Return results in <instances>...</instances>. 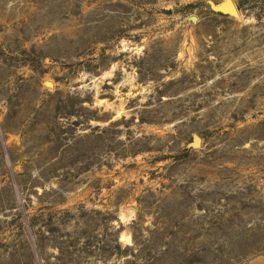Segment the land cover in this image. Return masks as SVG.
<instances>
[{
  "label": "rangeland",
  "instance_id": "rangeland-1",
  "mask_svg": "<svg viewBox=\"0 0 264 264\" xmlns=\"http://www.w3.org/2000/svg\"><path fill=\"white\" fill-rule=\"evenodd\" d=\"M226 1L0 0V264H264V0Z\"/></svg>",
  "mask_w": 264,
  "mask_h": 264
},
{
  "label": "water",
  "instance_id": "water-1",
  "mask_svg": "<svg viewBox=\"0 0 264 264\" xmlns=\"http://www.w3.org/2000/svg\"><path fill=\"white\" fill-rule=\"evenodd\" d=\"M211 8L214 12H217V13L230 14L235 17L239 16L238 9L236 8V5L234 4L232 0H227L225 3L221 5L212 4Z\"/></svg>",
  "mask_w": 264,
  "mask_h": 264
},
{
  "label": "crops",
  "instance_id": "crops-1",
  "mask_svg": "<svg viewBox=\"0 0 264 264\" xmlns=\"http://www.w3.org/2000/svg\"><path fill=\"white\" fill-rule=\"evenodd\" d=\"M253 264H258V263H253Z\"/></svg>",
  "mask_w": 264,
  "mask_h": 264
}]
</instances>
